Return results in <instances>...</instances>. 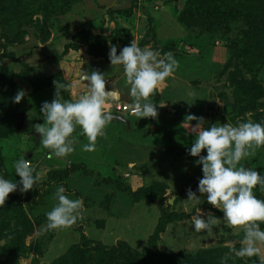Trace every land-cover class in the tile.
I'll list each match as a JSON object with an SVG mask.
<instances>
[{"label": "rangeland", "instance_id": "rangeland-1", "mask_svg": "<svg viewBox=\"0 0 264 264\" xmlns=\"http://www.w3.org/2000/svg\"><path fill=\"white\" fill-rule=\"evenodd\" d=\"M69 1L0 0V174L19 181L13 164L21 156L43 173L37 188L10 193L0 208V264H134L137 252L150 248L169 255L239 248L223 219L211 235L191 227L197 208L223 213L206 196L201 205L186 200L203 175L187 151L194 135L185 127L196 121L186 117H204L205 127L264 121V0H82L71 8ZM9 31L11 43L3 38ZM134 39L179 61L156 97L176 123L139 142L143 127L149 133L161 127L162 115L150 125L109 101L105 107L116 117L96 151H83L88 141L81 135L74 163L49 159L33 125L44 122L40 108L54 98V81L69 85L62 94L73 100L87 89L80 74L100 71L131 105L123 67L111 66L108 53L110 42L119 54ZM20 90L26 95L15 103ZM241 163L264 173V147ZM61 185L83 199L82 219L42 232ZM254 193L264 199L259 186ZM236 231L243 236L242 228ZM242 261L259 264L258 257Z\"/></svg>", "mask_w": 264, "mask_h": 264}, {"label": "clouds", "instance_id": "clouds-1", "mask_svg": "<svg viewBox=\"0 0 264 264\" xmlns=\"http://www.w3.org/2000/svg\"><path fill=\"white\" fill-rule=\"evenodd\" d=\"M111 66H122L126 84L130 86L133 103L129 105L131 114L139 118H158L155 96L159 86L168 78L174 77L179 68V61L169 51L163 53L149 46L140 47L134 39L125 45L118 54V45L111 44L108 53ZM80 81L87 83V89L78 98L67 100L62 94L69 85L54 81V98L44 101L40 108L43 123L33 125L35 133L40 134V143L49 150L48 158H65L76 150L79 136H85L87 143L82 149L94 152L99 139L106 138L107 128L113 120V113L106 109V103L120 100L121 93L114 86L106 87L108 80L100 71H84ZM24 90L18 91L15 103L25 97ZM188 121H196L194 126H186L188 134L194 135V142L188 153L198 157L197 165H202V177L198 178V187L187 190V199L193 206L206 200L223 213L218 217L212 211L197 208V215L192 218L191 227L199 233L209 235L218 228L221 219L231 227L239 248H232L236 257H258L259 264H264V199L254 193L259 186L264 190V173L246 167L242 161L255 157L257 149L264 147V121L252 120L216 124L205 127V118L194 114L187 115ZM206 150V154L204 153ZM19 181L7 179L0 174V208L17 191L27 193L40 184L43 173L38 172L30 160L21 156L13 164ZM197 192L199 195H197ZM58 201L46 213L47 224L41 231L68 229L82 219L84 202L82 198H71L66 188L61 185L56 189ZM237 228H242L241 236ZM228 256L221 258V264H227Z\"/></svg>", "mask_w": 264, "mask_h": 264}, {"label": "trees", "instance_id": "trees-1", "mask_svg": "<svg viewBox=\"0 0 264 264\" xmlns=\"http://www.w3.org/2000/svg\"><path fill=\"white\" fill-rule=\"evenodd\" d=\"M55 1L57 3H60L62 0ZM81 1L82 0H70L69 8ZM12 37L13 36L10 31L3 34V38L8 43H11V41H13ZM24 37L25 36H23V38ZM24 41L26 42V39ZM120 246L123 247V244ZM115 249L119 250L118 248ZM228 253H230L229 256L227 255ZM224 256L229 257V259L227 260V264H243V258L236 257L232 252V249L230 248H212L209 250L201 251L197 254L180 253L171 255L166 254L161 250L159 251L156 248H150L149 250L147 249L142 253L137 252L136 256L134 257V264H221V258Z\"/></svg>", "mask_w": 264, "mask_h": 264}, {"label": "crops", "instance_id": "crops-1", "mask_svg": "<svg viewBox=\"0 0 264 264\" xmlns=\"http://www.w3.org/2000/svg\"><path fill=\"white\" fill-rule=\"evenodd\" d=\"M120 74V73H119ZM118 74V75H119ZM107 80H108V83H109V78H107ZM115 80H116V78H115ZM115 84H116V81H112V83H111V85L112 86H115ZM110 85V86H111ZM109 86V87H110ZM106 87H108V86H106ZM117 90H119L120 91V93H121V97H120V100H119V102H122L123 101V99H122V97L123 96H125L124 95V93H125V91H124V89L123 88H116ZM157 94H158V90H157V93H156V95L155 96H153L151 99H152V101L153 102H155V103H157V108H158V111H159V115H158V117H160L161 115H162V118H158L159 120H158V123H160L161 124V127H157V128H159L157 131H154L153 130V128L152 127H150L151 128V130H152V133H149V131H146V126L145 127H143L142 129V137L140 138V139H138V141L139 142H142V141H144V142H146L149 138H152L154 135H158V134H162V133H164V131H166V129L167 128H170V125H174L175 123H176V120L174 119V114L173 115H169V112L167 111L168 110V107L166 106V103L163 101V100H158L156 97H157ZM162 101V102H161ZM117 102V101H116ZM108 103V102H107ZM111 103H114V102H112L111 101ZM168 112V113H167ZM164 115H166V118L165 119H163V117H164ZM124 117V116H123ZM120 118V120H122L126 125H128L130 128H131V130H134L133 129V125H134V122H132V120H128V119H126L125 117L124 118ZM133 117H135L134 115H133ZM115 118V117H114ZM113 118V119H114ZM136 119H138L137 117H136ZM140 119V121H142L143 122V120H145V121H147V122H149V124L150 125H152V119L149 117V118H139ZM156 123V122H155ZM85 137V136H84ZM154 138V137H153ZM75 156H76V150H75V152L74 153H72L70 156H68V157H65V158H57V157H55V159H53V161H56L59 165H66L67 163H74L75 161H76V159H75ZM83 158H86V156H81L80 157V159H83ZM165 160H167L166 158L163 160V162L162 163H165ZM104 166H108V164L106 165V164H104ZM111 167V166H110ZM111 169V168H110Z\"/></svg>", "mask_w": 264, "mask_h": 264}, {"label": "built area", "instance_id": "built-area-1", "mask_svg": "<svg viewBox=\"0 0 264 264\" xmlns=\"http://www.w3.org/2000/svg\"><path fill=\"white\" fill-rule=\"evenodd\" d=\"M113 107H114V110L117 111V112H120V113L128 112V113L131 114V110H130L129 104H125L123 102L117 101V102L114 103Z\"/></svg>", "mask_w": 264, "mask_h": 264}, {"label": "water", "instance_id": "water-1", "mask_svg": "<svg viewBox=\"0 0 264 264\" xmlns=\"http://www.w3.org/2000/svg\"><path fill=\"white\" fill-rule=\"evenodd\" d=\"M113 117H116V116H113Z\"/></svg>", "mask_w": 264, "mask_h": 264}]
</instances>
